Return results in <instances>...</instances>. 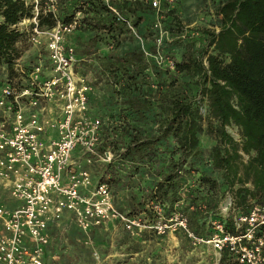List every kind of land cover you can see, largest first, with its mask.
Listing matches in <instances>:
<instances>
[{"label": "trees", "instance_id": "16d2710c", "mask_svg": "<svg viewBox=\"0 0 264 264\" xmlns=\"http://www.w3.org/2000/svg\"><path fill=\"white\" fill-rule=\"evenodd\" d=\"M131 3L117 5L124 18L134 11ZM76 11L81 13L79 25L67 39L74 46L76 72L82 75L93 66L94 83H103L109 93L97 150L109 148L111 156L96 182L116 184L121 170L127 178L140 171L152 177L149 184L136 187L132 198L138 197V205L129 204L125 213L137 215L140 209V219L151 225L178 213L194 236L208 238L212 228L207 219L215 213L213 218H220L217 206L224 191L232 194L239 213L264 204V0H221L218 29L204 31L201 49L184 42L178 56L170 54L171 68L156 66L139 46L96 54L101 34L116 47L117 36L126 29L101 0H62L57 17L40 14L38 23L51 27ZM32 16V7L23 0H0V64L7 70L4 82L16 88L26 80L18 77L15 65L23 53L18 43L28 32L14 25ZM81 30L93 34L79 41ZM147 49L156 51L151 44ZM31 66H23V77ZM228 125L235 127L236 138ZM200 134L211 139L204 159ZM153 206L161 209L160 217ZM224 223L231 231L229 218ZM174 230L190 242L182 230ZM219 263L234 264L225 250Z\"/></svg>", "mask_w": 264, "mask_h": 264}, {"label": "built area", "instance_id": "2783aa9c", "mask_svg": "<svg viewBox=\"0 0 264 264\" xmlns=\"http://www.w3.org/2000/svg\"><path fill=\"white\" fill-rule=\"evenodd\" d=\"M23 1L33 16L14 26L28 32L33 46L44 47L46 59L38 53L21 88L9 82L0 86V188L15 202L8 205L0 193V264H44L51 231L64 212L84 234L107 221L126 231L143 226L137 215L113 205L106 183L93 181L90 172L76 164L79 158L110 159L107 149L97 150L99 120L87 109L90 86L75 71L74 46L67 41L79 25L80 11L66 22L56 19L53 26L41 27L38 16L57 17L62 0ZM123 1L133 0H101L133 31L117 7ZM143 1L155 10L171 0ZM217 210L220 218L211 221L208 238L194 236L178 213L151 227L156 233L179 228L191 244H204L218 257L225 250L234 264H264V204L239 213L232 194L224 191ZM227 218L231 231L224 223Z\"/></svg>", "mask_w": 264, "mask_h": 264}, {"label": "rangeland", "instance_id": "374dc122", "mask_svg": "<svg viewBox=\"0 0 264 264\" xmlns=\"http://www.w3.org/2000/svg\"><path fill=\"white\" fill-rule=\"evenodd\" d=\"M131 2L134 11L128 12L125 18L122 17L132 26L133 31L125 24V31L117 36L119 44L116 47L113 46L106 34H101L103 38L96 42V54H105L111 49L119 53L139 46L144 56L151 55L156 66L171 68L170 54L178 56L184 42L189 40L195 49H201L205 44L204 31L218 29L219 16L216 14V10L221 0H171L170 2H161L158 9L155 10L147 8V4L143 0ZM135 5L138 7L136 8ZM134 22H137L136 25H133ZM175 26L179 28L176 29ZM92 34V31L81 30L80 40H78L85 41ZM158 37L160 40L157 43L155 38ZM150 44L156 47V51L152 54L147 52ZM18 45L22 48L23 53L15 67L18 68V77L24 82L26 78L23 77V73L19 69H24L25 65L34 64L38 53L45 61L46 52L43 46H33L28 38ZM93 57L94 55L90 58L92 64H94ZM92 68L93 66L84 68V73L81 76L90 86L87 102L88 113L97 118L100 124L103 121L107 122L109 93L103 83H94ZM6 74L5 66L0 64V84L4 82ZM226 129L231 136L237 137L234 126L228 125ZM210 144L209 136L199 135V147L203 159L206 157ZM107 150L111 156L110 149ZM77 160L76 164L87 169L93 181H96L103 164L107 162L97 157L91 158L89 162L81 158ZM119 174L120 178L116 184L106 183V185L113 204L123 212H128L129 204L138 205L135 203L138 197L132 198L136 187L149 184L152 177L141 173V171L132 177L128 176V178L124 170H121ZM127 180L129 183H126ZM147 207L148 205L144 206V208ZM137 208H141V206ZM153 208L157 217H160L158 213L161 214V209L157 206H153ZM136 211L137 216L142 218L144 211L140 209ZM215 214L208 217L209 223L214 220ZM143 218L147 220V218ZM141 222L143 226L140 228L126 231L116 226L115 222V226H113L111 222L107 221L99 228L84 234L71 218L65 219L64 216L60 221V227H58L60 229H56L51 237L56 235L54 239L56 246L47 253L44 262L45 264H220L219 257L210 247L204 244L193 245L174 229L156 233L151 224L145 223L143 220Z\"/></svg>", "mask_w": 264, "mask_h": 264}, {"label": "crops", "instance_id": "0c3cea01", "mask_svg": "<svg viewBox=\"0 0 264 264\" xmlns=\"http://www.w3.org/2000/svg\"><path fill=\"white\" fill-rule=\"evenodd\" d=\"M0 193L2 194V198H3V201L5 202V203H7L8 205H10V206H13L14 204H15V202L13 201V200H10L9 198H7V193H6V191L3 189V188H0ZM65 216V219L67 218V219H70L71 218V216L69 215V213L68 212H64L63 213V215L61 216V219L63 218ZM61 219L59 220V225H58V227H60V221H61ZM72 219V218H71ZM73 221V220H72ZM109 222H111V221H109ZM116 223V222H115ZM75 224V223H74ZM111 224L113 225V226H115L114 225V222H111ZM117 224V223H116ZM103 225V224H102ZM116 226H118V227H120L118 224L116 225ZM58 227H56V228H58ZM96 228H99L98 226H95V227H92L89 231H91V230H94V229H96ZM121 228V227H120ZM60 229V228H59ZM58 229V230H59ZM57 233V232H56ZM52 231H51V237H52ZM55 237H56V235L53 237V238H51V240H50V244H49V246H47L46 247V249H45V253H44V256H43V259H44V257H46V255H47V253L50 251V250H52L55 246H56V243H54V239H55ZM45 261V260H44ZM44 264H45V262H44Z\"/></svg>", "mask_w": 264, "mask_h": 264}]
</instances>
